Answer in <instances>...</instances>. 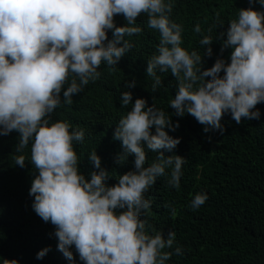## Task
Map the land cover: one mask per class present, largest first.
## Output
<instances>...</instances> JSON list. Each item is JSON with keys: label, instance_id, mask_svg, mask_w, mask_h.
<instances>
[{"label": "clouds", "instance_id": "clouds-1", "mask_svg": "<svg viewBox=\"0 0 264 264\" xmlns=\"http://www.w3.org/2000/svg\"><path fill=\"white\" fill-rule=\"evenodd\" d=\"M255 2L264 7V0ZM172 8L171 0H0V135L18 133V153L30 144V163L36 172L29 189L33 211L54 226L57 250L73 264V247L82 264H165L173 254H183L179 246L174 252L164 251L173 247L174 231L165 235L153 229L152 234L141 219L151 208L145 193L158 177L169 175L167 184L180 186L186 159L164 155L180 143L164 129L174 131L178 122L173 124L144 98L131 103L132 93L122 92V107L131 103V108L120 117L113 139L121 142L125 156L134 155L135 171L120 175L109 186L105 183L109 173L95 150L88 158L98 171L91 172L90 179L79 171L73 142L83 141L84 129L50 119L61 104L62 89L64 103L70 105L74 94L99 78L102 63L114 70L132 47L125 37L143 31L136 25L138 16L146 14L147 27L159 33L156 53L146 67L154 81L152 91L162 84L157 73L170 71L177 91L169 104L177 117L187 113L205 126V133L218 130L221 134L226 113L237 124L242 118L259 119V110L253 109L264 102V11L240 9L216 37L221 40V53L232 49L230 62L217 58L202 70V56L182 47L183 28L169 20ZM115 15H122L127 24L116 26ZM216 20L222 29L218 13ZM193 30L202 33L200 24ZM211 32L209 28L199 41L209 57ZM126 86L134 87L135 81ZM142 144L158 153L147 167ZM25 160L19 154L15 165L24 168ZM166 169H171L170 174ZM207 199V194L197 193L190 207L198 209ZM171 214L175 216V208ZM48 251V247L41 249L36 258L42 259ZM2 264L18 261L3 259Z\"/></svg>", "mask_w": 264, "mask_h": 264}, {"label": "trees", "instance_id": "trees-1", "mask_svg": "<svg viewBox=\"0 0 264 264\" xmlns=\"http://www.w3.org/2000/svg\"><path fill=\"white\" fill-rule=\"evenodd\" d=\"M171 3L169 20L183 28L182 47L202 56V70L210 68L217 58L224 59L226 64L230 62L232 49L221 53V40L216 37L227 30L240 9L252 7L264 11L255 0L251 5L248 0H171ZM217 13L224 24L222 29L217 26ZM147 19L146 14L137 17L136 25L143 31L125 37L132 47L114 70L102 63L99 78L74 94L70 105L64 103L62 89L61 104L50 119L66 120L72 129H84L83 141L73 142L80 160L79 171L86 179H90L91 172L98 171L88 158L95 150L101 167L109 173L105 183L111 186L120 175L135 171L134 155L125 156L121 142L113 139L120 117L130 110L136 98H144L148 106L154 104L163 110L173 124H179L174 131L168 127L164 130L169 136L180 138L176 148L164 151V155H179L186 162L182 165L179 188L169 186L166 175L158 177L145 193L151 208L141 219L147 221L150 232L153 229L165 235L169 230L175 232L173 247L164 251L174 252L179 246L183 254H173L165 264H264V102L253 109L259 110V119L242 118L237 124L230 113L224 114L222 134L218 130L205 133V126L187 113L177 117L169 104L177 91L175 77L170 71L158 72L162 84L152 91L154 81L146 74L147 60L156 53L159 43V33L147 27ZM114 23L125 26L127 21L122 15H115ZM196 24H200L202 33L194 32ZM209 28L213 37L211 57L205 55V48L199 43L202 35L209 34ZM107 36L112 39L111 30ZM132 81L135 86L127 87ZM124 91H130L133 97L127 107L121 103ZM151 132L155 134L154 127ZM18 139L16 132L0 135V264L3 259H15L18 264H73L57 250L54 226L33 211L34 197L29 195V189L36 172L30 163V144L23 153H18ZM142 146L147 167L158 153ZM19 154L26 157L24 168L15 165V156ZM170 171L166 169V173ZM197 193L207 194L208 199L198 209H192L190 203ZM172 208L176 209L175 216L171 214ZM46 247L50 251L37 259V252ZM70 250L74 264H82L75 248Z\"/></svg>", "mask_w": 264, "mask_h": 264}]
</instances>
